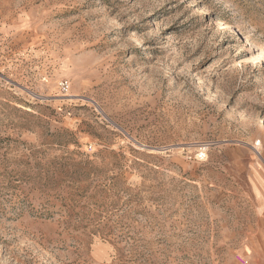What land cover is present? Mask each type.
<instances>
[{
	"label": "rangeland",
	"instance_id": "rangeland-1",
	"mask_svg": "<svg viewBox=\"0 0 264 264\" xmlns=\"http://www.w3.org/2000/svg\"><path fill=\"white\" fill-rule=\"evenodd\" d=\"M0 264H264V0H0Z\"/></svg>",
	"mask_w": 264,
	"mask_h": 264
},
{
	"label": "bare ground",
	"instance_id": "bare-ground-1",
	"mask_svg": "<svg viewBox=\"0 0 264 264\" xmlns=\"http://www.w3.org/2000/svg\"><path fill=\"white\" fill-rule=\"evenodd\" d=\"M233 26L230 22L228 21H223L222 23H220L219 29L220 30H226V29H232Z\"/></svg>",
	"mask_w": 264,
	"mask_h": 264
},
{
	"label": "built area",
	"instance_id": "built-area-1",
	"mask_svg": "<svg viewBox=\"0 0 264 264\" xmlns=\"http://www.w3.org/2000/svg\"><path fill=\"white\" fill-rule=\"evenodd\" d=\"M61 89L63 91H68L69 89V82L67 80H64L61 82Z\"/></svg>",
	"mask_w": 264,
	"mask_h": 264
}]
</instances>
